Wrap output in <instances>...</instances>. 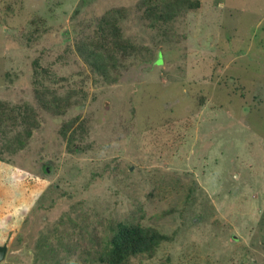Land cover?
Returning <instances> with one entry per match:
<instances>
[{
	"label": "rangeland",
	"instance_id": "1",
	"mask_svg": "<svg viewBox=\"0 0 264 264\" xmlns=\"http://www.w3.org/2000/svg\"><path fill=\"white\" fill-rule=\"evenodd\" d=\"M142 2L0 0V102L39 123L15 151L27 125L0 131V264H99L109 222L173 238L130 264H264V0L154 25ZM110 10L136 50L103 77L76 46ZM37 58L77 93L64 116L36 99Z\"/></svg>",
	"mask_w": 264,
	"mask_h": 264
},
{
	"label": "trees",
	"instance_id": "2",
	"mask_svg": "<svg viewBox=\"0 0 264 264\" xmlns=\"http://www.w3.org/2000/svg\"><path fill=\"white\" fill-rule=\"evenodd\" d=\"M202 7V0H143L139 8L150 25H154L168 24L186 12L200 11ZM122 17L121 11H107L98 19L92 37L80 41L76 46L77 52L91 70L103 77L108 76L110 69L118 71L122 61L136 50L133 42L125 37L120 23ZM33 69V84L40 106L55 116H64L74 104L72 99L77 93L70 90L68 94L62 95L46 88L45 80L58 83L60 78L51 67L44 66L40 58L34 60ZM16 110L19 113L10 109L7 103L0 102V131L4 133L3 128L7 124L16 126L14 124L18 117L21 118L20 123L27 125L23 133H17L16 140L11 144L13 151L24 147L33 135L34 128L39 126L37 115L31 109L24 113L17 108ZM78 120L79 118H75L64 122L59 130L60 136L68 142L69 150L73 152L79 149L75 145L77 131L85 132V127L78 124ZM179 138V135L175 137L177 140ZM107 229L109 238L102 252L96 256L99 264H130L131 259L141 257L153 259L163 243L173 240L155 228H145L135 222H109Z\"/></svg>",
	"mask_w": 264,
	"mask_h": 264
},
{
	"label": "water",
	"instance_id": "3",
	"mask_svg": "<svg viewBox=\"0 0 264 264\" xmlns=\"http://www.w3.org/2000/svg\"><path fill=\"white\" fill-rule=\"evenodd\" d=\"M46 171H49L46 169ZM8 247L7 246H0V262H2L7 256Z\"/></svg>",
	"mask_w": 264,
	"mask_h": 264
}]
</instances>
